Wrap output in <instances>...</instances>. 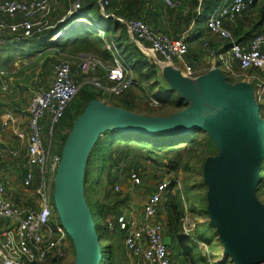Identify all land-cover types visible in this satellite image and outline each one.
I'll return each mask as SVG.
<instances>
[{
    "label": "built area",
    "instance_id": "built-area-1",
    "mask_svg": "<svg viewBox=\"0 0 264 264\" xmlns=\"http://www.w3.org/2000/svg\"><path fill=\"white\" fill-rule=\"evenodd\" d=\"M112 0H100L99 10L105 21L115 19L125 26L133 43L150 58H160L158 61L165 68H172L181 73L185 78H195L192 67L186 64L189 54L188 37L173 39L160 31L159 28L149 25L143 20L116 18L106 11ZM170 9L178 5L174 0H161ZM199 9V19L205 16L207 30L226 41L229 47L230 61L243 71L264 72V32L257 33L248 44L239 43L233 38L232 33L225 27V22L235 23L246 11L253 7L256 0H217V4L206 13V4L210 0H196ZM86 0L74 3L72 11L65 17L51 24L49 16L55 11L58 0H0V32L7 33L9 39H0L1 49L11 46L13 48H26L42 41L49 36L51 43H57L69 33L70 25L86 24L90 28L99 30L103 34L100 24L92 17L91 11L86 10ZM12 22V23H11ZM44 30L49 32L44 35ZM208 56L214 62L218 58L209 45ZM115 52L114 61L106 66L92 54H82L75 60L65 58L58 61L54 67V82L45 91L36 95L28 109V124L30 136L28 140L27 171L23 185L28 188L32 185L35 176L46 178L50 168L56 170L60 164V157H50L46 144L48 134L53 135L54 126L64 117L68 107L80 91V76L95 77L88 85L102 92L120 97L136 85L134 72L130 64L118 53L114 44L107 47ZM184 63L185 70L177 68V63ZM105 70V80L99 77V72ZM232 71V68H228ZM78 74V75H76ZM6 77L0 71V80ZM255 86V99L261 106L264 114V80ZM1 94H6L7 87L2 85ZM0 94V98L2 95ZM160 102V101H159ZM153 105L158 101L153 100ZM263 106V107H262ZM263 108V112H262ZM44 120L47 122L44 123ZM15 123L13 113L6 112L2 119L1 129L6 132L11 124ZM50 124V129H46ZM12 156L18 157L17 153ZM130 180L134 186L141 184L139 172H132ZM178 184L175 180H164L157 183L146 198V203L140 215L132 209L119 215H112L108 223L110 230H120L125 235L124 245L133 258L141 259L138 264H173L170 248L165 244L166 227L163 223L156 222L162 211L169 190ZM46 189L43 180L41 193ZM120 192V187H115ZM41 205L35 204L23 209L7 196V185L3 174L0 172V219L10 223L9 228L0 233V264H42L50 256L57 254L64 256L59 245L65 240L67 231L59 223L52 226L54 209L50 205V197L42 193ZM55 233L57 234L54 239Z\"/></svg>",
    "mask_w": 264,
    "mask_h": 264
},
{
    "label": "rangeland",
    "instance_id": "rangeland-1",
    "mask_svg": "<svg viewBox=\"0 0 264 264\" xmlns=\"http://www.w3.org/2000/svg\"><path fill=\"white\" fill-rule=\"evenodd\" d=\"M68 1L71 2L69 3L64 1L61 3L60 0H58V4L55 5V11L48 18L51 24L61 19L62 15L66 16L70 11H72L74 1ZM261 1V4L259 3V7L264 8V0ZM63 12L64 14H62ZM91 14L92 17L102 27L106 25V21L103 20L102 16L98 12L97 7H94L91 10ZM185 16L186 13L182 11L176 12L174 9L171 10L168 7L167 16H165L168 17L166 21L170 22L171 24L174 23V28L171 29V27L165 24L166 27H169L170 29L167 30V32H174L178 28L184 30V28L188 25L187 18ZM255 19L258 21L259 15H257L254 20ZM178 24L181 26L179 27ZM254 24L255 23H253V25ZM82 27L84 29L89 28L88 26ZM47 32L48 30H44L40 33V35L42 36ZM120 35L124 36V33L121 32L118 34V37H120ZM67 36L68 35H66V37ZM100 36L104 40V36L102 34ZM50 40L51 38L46 36L45 40L33 43V45L28 44L26 45L25 49L24 47H20L17 49L14 48L9 53H6V51H2L0 53V68L10 71L7 73L9 75H7L6 79L4 80L6 84L10 85V89L0 98V138L2 141H4L6 147L18 148L19 150L21 149V155L18 157L11 156L12 160H14L13 163L15 166H18L17 168H19L20 172H24V170L27 171L26 148L28 147V140L30 136L27 112L29 106L33 98L38 95L40 91L49 88L51 85V79L54 76V67L56 63L62 59H65L66 57L75 60L78 56L74 53L75 49H72V47H68L67 52H63L60 48L49 46L51 43ZM110 46L112 45L110 44ZM93 50L97 51L96 42H94ZM150 59L155 61V65L157 66V68H155L157 76L153 81L147 82L146 80L141 79L136 73H133L135 81H137V85L131 89L132 97H129V92L120 97L102 92L101 90L88 85V83L95 77L82 78L80 76V91L70 105V111L72 110L70 115L71 118L68 119L65 134L69 133L71 136L77 121L83 117L89 106L96 101L102 102L103 104L105 103L107 106L131 111L134 114H140L147 117H169L189 108L188 106L182 110L174 111L175 107H169L159 102L158 98L161 96L160 94L162 91L168 92L165 97L171 94L176 95L178 98L179 92L173 89V84L168 83L170 72H168L167 69L165 70V66L158 62L162 61V59ZM108 62L109 60L106 61V63ZM202 64L204 66H208L207 60ZM15 65H18L19 69H17L16 73L14 74L13 72L15 70ZM217 68H219V66L214 67L213 71L217 70ZM218 73L221 80L223 79L226 84L230 86L241 84L247 78L259 80L262 78V75H264V72L261 71L240 70L238 66L234 67L233 72H224L220 71L219 69ZM200 75H202V73ZM209 75L210 73L208 72V74L204 76L210 77ZM98 77L99 75L96 78ZM194 77L198 76L195 75ZM219 77H216V79H219ZM183 78H185V76H183ZM211 78H214V76L212 75ZM193 81H195V79L191 82ZM88 86L93 87L94 90L85 88ZM153 100L158 101V105H153ZM183 101L186 102V100ZM3 102L10 103L8 105L12 107L11 110L14 111H12V113L15 116V123L11 124L6 132H3L1 129L4 114V112L1 111L3 110L1 107ZM127 105L131 107L130 110L127 109L129 108ZM166 113L169 114V116ZM262 117L264 119V114ZM46 122L47 121L44 120V123ZM46 129H50V124H48ZM206 133L207 134H198L196 136L198 143L194 145V147L188 148L184 151L178 149L174 152L167 153L166 150L158 151L153 149L152 146L148 147L147 149L138 147H134V149H132L127 144L119 143L115 146L113 145L112 149L109 150L111 151L110 157L107 154L103 156L102 154H99L100 156L98 155L97 143L99 140L104 139L105 135L102 134L98 136L83 159V174L81 176V183L86 208L88 207L87 201H90L91 208H95V201L97 199V202H99V204L102 206L105 216L112 212L109 216H106L105 219V223L108 225L111 215H119L132 209L137 212V215H140L143 211L145 203L147 202L146 198L152 192L153 187L157 183H160L164 180L178 181V184H176L173 188L174 196L179 193V200L182 202V206L184 208V217L181 222L179 235L186 237L193 242L192 247L195 248L196 246L197 248L195 256L202 257L206 260L207 264H234L231 257L225 254L224 246L218 234L217 237L213 235V233L216 232V228L212 225L210 215L211 203L209 201V196L212 193V187L207 180V165L212 160L221 159L222 150L219 149V153L216 156H208L206 160L203 159V153L209 151L206 145V141L208 140L207 137H209L211 140L214 139L211 134L208 132ZM60 135L61 128L59 127L55 132L53 147H51L53 135L51 136L48 134L49 138L47 139L48 145L50 144V147L47 148L50 151L51 159L53 157H58V153L61 154ZM1 145L2 144H0V147H2ZM219 145L223 149V155L225 156V149L221 144ZM231 154L234 155L235 153ZM102 158H104L105 162L104 168H102ZM121 160L123 161L119 162ZM118 162L119 164H117ZM174 163L178 165V169L176 170H173L171 167V164ZM56 171L57 169L54 170L50 168L46 178H41L37 174L30 187L25 188L23 186L24 189L20 188L21 190H18V201L22 203H20L19 206L23 209L29 208L34 204L39 207L41 205L42 193L50 197V205L55 210L54 217L52 218L53 227L59 223L61 224L60 216L56 211L55 201ZM132 172L140 173V185H133L132 181L130 180V174ZM16 177H20V175L18 174ZM93 179H97V184L93 185L95 186L94 189L91 187ZM43 180L46 183V189L39 193ZM117 186L121 188L120 192H116L115 187ZM256 196L259 204L264 208L263 181L259 186ZM86 211L89 213L87 209ZM167 216V210L163 208L159 216L156 218V222L163 223L166 227ZM90 218L93 222V227L99 236V245H101V251L103 252L102 247L107 246L108 242L101 241L100 234H102V231L100 228H98L100 224L99 220L95 221L92 216ZM110 231L112 232V230ZM56 237L57 234L55 233L54 239H56ZM59 248L62 250L64 256L60 257L59 255L54 254L42 264L76 263L78 258V250L68 233L65 237V240L59 245ZM179 260L180 259L177 256L175 264H179Z\"/></svg>",
    "mask_w": 264,
    "mask_h": 264
},
{
    "label": "water",
    "instance_id": "water-1",
    "mask_svg": "<svg viewBox=\"0 0 264 264\" xmlns=\"http://www.w3.org/2000/svg\"><path fill=\"white\" fill-rule=\"evenodd\" d=\"M164 69L170 72L168 83L174 85L173 89L179 92L181 100H186L189 108L169 117H147L96 101L77 121L63 150L56 171V211L77 247L75 264H101L103 260L99 236L86 208L81 183L83 159L98 136L109 130L148 138L183 136L195 129L216 135L219 134L216 126L226 117L245 119L244 131L238 143L241 153L228 154L232 164L225 167L220 164L226 159L217 143L222 157L207 165V180L212 187L209 196L212 225L225 254L234 264H264V208L256 196L264 163V119L254 87L245 82L230 86L222 79L225 89L221 91V87L208 84V76L183 78L172 68ZM173 75L177 76L181 87L172 80ZM216 192L218 201L214 200ZM67 225L76 230L78 238L69 232ZM165 244L169 248L172 246L171 237L165 238Z\"/></svg>",
    "mask_w": 264,
    "mask_h": 264
},
{
    "label": "trees",
    "instance_id": "trees-1",
    "mask_svg": "<svg viewBox=\"0 0 264 264\" xmlns=\"http://www.w3.org/2000/svg\"><path fill=\"white\" fill-rule=\"evenodd\" d=\"M260 1L261 0H256L255 5L251 7L248 11H246L241 17H239L235 23L231 24L230 22H225V27L232 33L233 38H235L237 42L242 43L241 41H239L241 37L244 40L251 39L254 36L253 33L251 32L252 30L254 31V33L263 32L261 28L264 25V8L259 7L260 4L262 3V1L261 3ZM98 2L99 0H86L84 6L86 10L88 11H91L94 7H97L98 12L100 13ZM196 4H197L196 0H188L186 4L183 5L181 11L184 12L187 9L193 10ZM216 4H217V0H210L206 4V9H205L206 13L210 12V10ZM106 11L110 14L115 15V17H121L126 20H131V19L143 20L149 25L159 28L160 31L163 33L164 32L169 33L167 32V30H170L169 27H171V29L174 28V23L171 24L170 22L166 21L168 17H165V16H167L168 8L166 9L160 3L159 0H112L111 3L106 7ZM257 13L259 15V19L258 21L257 19L256 21H254V16ZM62 14H64V12ZM63 16L64 15H62V17ZM185 17L187 18V22L189 25L194 18V13L190 11L186 13ZM227 23L229 24V26H227ZM253 23L255 24L253 25ZM165 24H167V26L169 27L167 28ZM188 25L184 28V30L188 27ZM82 26H87V25L80 24L79 26L74 27V29L69 31V33L67 34L68 36L67 37L65 36L66 38H63L61 41H58L57 43H50L49 46L60 48L63 52H67L68 47H72V49H75L74 53L77 55L79 54L81 55L82 53L92 54L98 57L99 59H101L102 61L106 62L107 60L112 61L113 55H115V52L112 50H108L106 48V45L109 44L110 46V44L111 45L114 44L117 46L118 52L123 57V59L128 64L131 65L134 73H136L141 79H144L147 82H151L156 78L157 75H156L155 68H157V66L155 65V62L149 59L147 56H145L144 53L138 48V46L130 40L125 26H123L120 22L116 21L115 19H111L109 21H106V25L104 27L100 25L101 30L103 31V34H104L103 35L104 40L100 36L101 33H99L98 29L90 28L89 26H88L89 28L84 29ZM178 26L180 27L181 25L178 24ZM246 27L248 29L250 28L252 29H250L249 32H245ZM182 30L183 29L178 28L173 32L174 35L176 34L175 38H178V35L184 31ZM121 32L124 33V36L120 35V37H118V34H120ZM6 34L7 33L0 32V39L9 40L6 37ZM45 38L46 37H43V40H45ZM94 42L97 43V51L93 50ZM4 49L6 50V53H9L14 48L11 46H7ZM4 49H1L0 47V53ZM208 66L206 67L207 68L206 71L209 69ZM202 74H206V73H202ZM199 75L200 74H197L196 76H199ZM262 78L264 79V75H262ZM78 80L80 81L81 78H79ZM136 85H137V81H136ZM85 88L94 90L93 87H89V86ZM131 89L127 91L129 92L128 93L129 97H132ZM160 95L161 96L158 98L160 103H162L163 105L169 106V107L170 106L175 107L174 111L182 110L189 106L185 101L180 100L176 95L170 94L166 97L163 94H160ZM128 107L129 108L127 109L130 110L131 107L130 106ZM70 109L71 107L69 106L64 117L54 126L51 147H53V141H54L56 130L59 127L61 128V135H60L61 154L58 153L57 154L58 157H62V151L64 150L69 140V137H70L69 133L65 134V130L68 124V119L71 118L70 115H71L72 110L70 111ZM167 115L169 116V114ZM200 133L207 134L205 131L201 129H195L190 134L183 135V136H177V135L154 136V137L148 138L143 135H136L133 133L124 135L118 131L109 130L104 133L105 135L104 139L99 140V142L97 143V153L98 155L102 154V156L107 154L110 157L111 151L109 150L112 149L113 145L115 146L119 143L127 144L132 149H134V147L147 149L148 147L152 146L153 149H156L158 151L166 150L167 153L174 152L178 149L184 151L188 148L194 147V145L198 143L196 136ZM207 139L208 140L206 141V145L209 151H207L206 153H203L204 160H206L208 156L218 155L219 149H221L214 139L211 140L209 137H207ZM45 143L48 144V140H46ZM26 155H27V160H28V147H27ZM27 160H26V163H27ZM122 161L123 160L119 162H122ZM119 162L117 164H119ZM101 163H102V168H104V165H105L104 158L101 159ZM171 167L173 170L178 169V165H176L175 163L171 164ZM24 175H26L25 170L22 173V176ZM260 175H261V180L264 182V163L261 165ZM96 181L97 179L92 180L91 187L93 189L95 188V186L93 185L97 184ZM173 190H174L173 188L169 190L167 199L162 206V210L164 208L167 210V213H168L167 225H166V236H169L172 239V246L170 247L172 262L173 264H175L176 257L178 256L180 259L178 261L179 264L180 263L181 264H207L205 259H203L202 257L195 256V252L197 251V248L196 246L195 248L192 247L193 242L190 239L179 235L180 228H181V222L184 217V208L182 206V202L179 200V193H177L174 196ZM87 202H88L89 210L91 209L90 210L91 216L94 218L95 221L99 220L100 227L98 226V228H100L102 231V234H100L101 241L108 242L107 246L103 245L104 247H102L103 260L101 264H118L117 259L119 257V249L115 246L116 245L115 238L119 234H121V232L120 230H117V229L114 232L113 231L111 232L109 230V225L105 223L106 216H109L112 212L108 213V215L105 216V214L103 213L102 206L99 204V202H97V199L95 201L96 202L95 208H91L90 201H87ZM3 221L8 222L6 220L0 219V225L3 223ZM213 235L217 237L216 232H214Z\"/></svg>",
    "mask_w": 264,
    "mask_h": 264
},
{
    "label": "crops",
    "instance_id": "crops-1",
    "mask_svg": "<svg viewBox=\"0 0 264 264\" xmlns=\"http://www.w3.org/2000/svg\"><path fill=\"white\" fill-rule=\"evenodd\" d=\"M54 1V0H52ZM71 2L68 0H60V2ZM74 3L77 2L78 0H73ZM160 3L168 8L167 6H165L161 0H159ZM177 3V7L174 9L176 12L181 11L182 7L184 4H186V2L188 0H174ZM59 2V3H60ZM100 2V0H99ZM98 2V3H99ZM58 4V3H57ZM56 4V5H57ZM66 5V4H65ZM173 10V9H171ZM192 11L194 13V18L191 21L190 25L178 35V38H175L176 34L174 35L173 32L171 33H165L168 36H170L173 39H179L181 37H188V42H189V56H187L186 58V64L189 65L190 67H194V73L197 74H201V73H206L208 74V72L210 73V77L213 75L218 76L216 71H213L214 67H218L217 70L220 69V71H228V72H233L234 67H236L237 65L232 63L230 61L229 58V47L226 43V41H224L223 39H220L219 37H217L216 35L211 34L206 27V23H204L205 20V16L202 20H200L199 22H197V20L200 18L199 17V9H198V5H195V8H193V10L187 9L186 11H184V13H188ZM258 15V13L254 16V18H256V16ZM65 17V15L63 16ZM62 17V18H63ZM256 21V19L254 20ZM227 26H229V24L227 23ZM252 29V28H250ZM247 27L245 28V32H249V30ZM264 32V25L261 28ZM253 33V35L257 34L254 33V31H251ZM104 35V34H102ZM130 40L131 37L128 34ZM254 37V36H253ZM252 37V38H253ZM251 38V39H252ZM247 40V39H243L241 37V39L239 41H241L243 44H248L249 41L251 40ZM132 41V40H131ZM33 45V44H32ZM206 45H209V47L216 52L218 58L216 59V62H214L212 59L209 58L208 56V49L206 48ZM109 45L106 46V48ZM17 49V48H15ZM13 50V49H12ZM3 51H6L5 49ZM82 55V54H81ZM80 56V55H78ZM114 57L115 55H113V60L114 61ZM98 58V57H97ZM150 59V57H148ZM101 60V59H100ZM207 60V65H210L208 68V70L206 71V67L204 66L202 63L206 62ZM102 61V60H101ZM112 61H109L108 63L103 62V64H105L106 66H108V64H111ZM154 61V60H153ZM155 62V61H154ZM21 63V62H20ZM180 65V66H179ZM192 67V68H193ZM15 70H14V74L16 73L17 69H19L18 65L14 66ZM177 68L180 70H185L184 67V63H177ZM228 68H232V71L228 70ZM2 69V70H1ZM0 71H4L5 75L7 77L8 70H4L3 68H0ZM213 71V72H210ZM105 70H101L99 72V78L103 81L106 82L105 80ZM206 74H202L200 76H204ZM199 76V77H200ZM6 77L3 80H0V94H1V87L2 85H5L7 87V91H9L10 89V85L6 84V82L4 81L6 79ZM9 79V78H8ZM264 80L263 78H260L259 80ZM54 82V76L51 79V85ZM243 82L251 85L252 87L258 86L260 84V82L253 78H247L245 79ZM50 85V86H51ZM49 86V87H50ZM48 89V88H47ZM45 89V90H47ZM45 90L40 91L43 92ZM165 92V93H164ZM168 92L167 91H162L161 94L166 95ZM2 95V94H1ZM4 95V94H3ZM4 104V105H3ZM10 103L6 102V103H2V112H4V114L6 112H10L12 113L13 110H11V106L8 105ZM14 112V111H13ZM262 112H263V108H262ZM3 114V116H4ZM0 144H2L0 147V172L3 174L4 179H5V183L7 185V196L8 198H10L11 200H13L16 204H20L21 202L18 201L19 197H18V190H21L20 188L24 189V185L22 183V180L24 182V177L22 176V172H20L19 168H17L18 166H15V164L13 163L14 160H12L11 156L13 153H17L18 156L21 155V149L19 150L18 148H13V147H6L4 141H2V139L0 138ZM12 146V145H11ZM26 152H27V148H26ZM18 174L20 175V177H16L18 176ZM20 178V179H19ZM23 178V179H22ZM15 192V193H14ZM22 204V203H21ZM35 205V204H34ZM32 205V206H34ZM10 223L3 221V223L0 225V233H2L3 231L7 230L9 228ZM114 232V231H113ZM124 238L125 235L123 233L119 234L116 238H115V246L119 249V257L117 259L118 264H138V262L140 263L141 259H135L132 257V255L127 251L125 245H124Z\"/></svg>",
    "mask_w": 264,
    "mask_h": 264
},
{
    "label": "bare ground",
    "instance_id": "bare-ground-1",
    "mask_svg": "<svg viewBox=\"0 0 264 264\" xmlns=\"http://www.w3.org/2000/svg\"><path fill=\"white\" fill-rule=\"evenodd\" d=\"M70 27H76V24L74 25H70ZM66 36V35H65ZM64 36V37H65ZM212 77V76H211ZM208 77V84H212L218 87H221V91H223L225 88V84L224 81L221 80V78L219 77V79H216V77L218 78V76L214 75V78ZM177 76L173 75L172 80H175L174 82L177 85H181L178 80L176 81ZM181 87V86H180ZM244 120L238 118V117H226L223 118L222 120H220V122L218 123V125L216 126V130L218 131L219 134L216 135H212L213 138L223 146V148L225 149V159L221 161V165L223 167H225L226 164L230 163L231 161L229 160V153H236L237 155H239L241 153V149L238 145L239 140L242 141V133L244 131ZM233 163V162H232ZM230 163V164H232ZM238 164V163H237ZM236 164V165H237ZM236 167V166H235ZM261 179V175L259 174V180ZM216 192L214 195V200L218 201L219 198V194ZM263 215V214H262ZM264 221V219H263ZM69 228V232H71L74 237L78 238V234L76 233V230L74 228H72V226H68ZM68 233V232H67ZM103 258V255H102Z\"/></svg>",
    "mask_w": 264,
    "mask_h": 264
}]
</instances>
